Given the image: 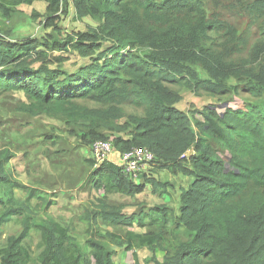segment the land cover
<instances>
[{
    "label": "trees",
    "instance_id": "16d2710c",
    "mask_svg": "<svg viewBox=\"0 0 264 264\" xmlns=\"http://www.w3.org/2000/svg\"><path fill=\"white\" fill-rule=\"evenodd\" d=\"M35 1L46 3V27H56L67 11L68 0H0V18L9 23L21 11L17 5ZM71 1L76 18L97 19V28L46 41L9 39L7 26L0 36V93L23 92L31 108L81 125L86 142L117 134V152L146 148L156 168L191 180L176 210L157 204L126 216L100 203L82 217L97 236L91 232L81 244L69 225L46 214L52 200L10 177L12 155L3 149L0 232L15 220L20 230L2 242L0 264H115L108 237L132 250L134 262L135 249L146 247L163 252L162 260H147L154 264H264V0H228L231 9L262 17L261 39L246 53V31L209 13V0ZM104 42L109 46L97 54ZM67 47L90 62L72 72L48 68V51ZM182 89L215 96L245 92L248 99L223 112L204 108L203 121L194 118L195 132L191 118L174 106ZM86 180L105 194L134 196L149 186L167 193L165 182H135L111 161L98 164ZM16 189L25 190L24 200ZM35 198L39 206L31 205ZM98 219L144 231L98 232L91 226ZM32 230L40 234L36 251L25 242Z\"/></svg>",
    "mask_w": 264,
    "mask_h": 264
},
{
    "label": "rangeland",
    "instance_id": "374dc122",
    "mask_svg": "<svg viewBox=\"0 0 264 264\" xmlns=\"http://www.w3.org/2000/svg\"><path fill=\"white\" fill-rule=\"evenodd\" d=\"M228 3V0H209V13L212 12L215 17L228 21L237 31H246L247 39L243 47L246 53L261 39L259 30L262 29L259 26L262 17L256 19L253 14L243 12L238 7L231 9ZM19 10H21L20 13L16 14L9 23H4L0 18V36L11 28L8 38L12 40L35 38L57 41L73 38L76 32L93 30L98 25L97 19L87 16L77 19L71 0H68L67 11L60 13L56 27L44 26V1H35L30 6L21 5ZM33 12H36L38 16L32 18ZM109 44L104 42L96 53L105 50ZM96 53L91 57H95ZM90 60V57H83L76 50L67 47L49 50L46 65L48 68L60 67L72 72L80 65L88 64ZM39 64L37 62L33 64V67ZM247 99L248 95L245 92L215 96L204 91L194 92L182 89L181 100L174 106L191 118L193 129L197 132L194 118L203 121L201 112L204 108L211 107L218 112H223L226 107H243V102ZM87 104L91 105V102ZM132 111L133 109L130 108L129 112ZM84 132L86 131L81 125L69 123L60 115L54 117L37 108H31L23 92L0 93V151L8 149L12 155L6 164L10 177L24 184L26 188L41 190L47 200H52L53 203L48 205L46 214L69 225L72 235L79 243L85 244L92 232L90 228L86 230L90 220L84 221L82 217L88 216V212L92 209L98 210L100 203H105V210L126 216L139 213L157 204H165L175 210L178 208L181 189L185 188L191 179L183 174H171L168 170L156 168L151 163L143 164L132 179L135 182L148 179L165 182L167 193H154L149 186L134 196L105 194L103 190H96L89 185L86 179L98 163L93 158L91 143L82 138ZM115 135L117 134L109 135L107 139L112 141ZM109 160L119 162L113 154L110 155ZM145 177L146 179H143ZM15 195L24 200L26 193L23 189H16ZM30 203L32 206H39L41 201L35 198L31 199ZM39 217H45V214L41 213ZM91 226H98V232L122 233L127 229L141 230L135 224L110 226L100 219L96 223L91 222ZM19 230L20 225L16 220L4 225L0 232V246L8 235L16 234ZM92 233H95L93 237L96 238V230ZM39 240V232L32 230L25 242L32 251H36ZM111 240L112 237H108L105 241L114 251L112 258L116 264H154L152 261L147 262L153 256L159 261L162 260V251L156 249L152 252L142 247L135 249L137 260L134 262L132 250L128 251L124 246H118ZM91 264H94L92 259Z\"/></svg>",
    "mask_w": 264,
    "mask_h": 264
},
{
    "label": "built area",
    "instance_id": "2783aa9c",
    "mask_svg": "<svg viewBox=\"0 0 264 264\" xmlns=\"http://www.w3.org/2000/svg\"><path fill=\"white\" fill-rule=\"evenodd\" d=\"M90 147L96 163L110 161V155L113 154L116 159H119V162L116 160L111 162L118 164L123 172L131 177L138 173L143 164L149 163L154 157L150 150L143 147H132L129 150L117 152L112 141L108 139H96L91 142Z\"/></svg>",
    "mask_w": 264,
    "mask_h": 264
},
{
    "label": "crops",
    "instance_id": "0c3cea01",
    "mask_svg": "<svg viewBox=\"0 0 264 264\" xmlns=\"http://www.w3.org/2000/svg\"><path fill=\"white\" fill-rule=\"evenodd\" d=\"M32 4H33V3H32ZM32 4H31V5H32ZM21 5H27V6H30L29 4H24V3H22V4L17 5L16 8L19 9V7H20ZM45 7H46V3H45ZM115 264H116V262H115Z\"/></svg>",
    "mask_w": 264,
    "mask_h": 264
}]
</instances>
